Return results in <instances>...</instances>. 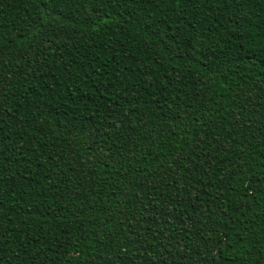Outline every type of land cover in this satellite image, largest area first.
<instances>
[{
  "label": "trees",
  "instance_id": "obj_1",
  "mask_svg": "<svg viewBox=\"0 0 264 264\" xmlns=\"http://www.w3.org/2000/svg\"><path fill=\"white\" fill-rule=\"evenodd\" d=\"M0 264H264V0H0Z\"/></svg>",
  "mask_w": 264,
  "mask_h": 264
}]
</instances>
